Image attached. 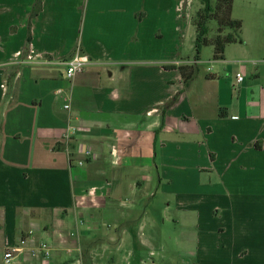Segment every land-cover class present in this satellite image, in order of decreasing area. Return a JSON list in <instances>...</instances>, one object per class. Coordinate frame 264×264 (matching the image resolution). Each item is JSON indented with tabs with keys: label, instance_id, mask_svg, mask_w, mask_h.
Wrapping results in <instances>:
<instances>
[{
	"label": "crops",
	"instance_id": "crops-1",
	"mask_svg": "<svg viewBox=\"0 0 264 264\" xmlns=\"http://www.w3.org/2000/svg\"><path fill=\"white\" fill-rule=\"evenodd\" d=\"M36 3L0 0V264L28 237L52 257L28 250L14 264H77V247L84 264H159L145 221L159 194L183 205L184 171L208 175L197 187L225 207L264 202V48L258 60L235 49L185 82L178 68L198 61L170 16L177 0H41L32 17ZM27 46L35 60L79 48L93 64L68 80L64 65H20Z\"/></svg>",
	"mask_w": 264,
	"mask_h": 264
},
{
	"label": "rangeland",
	"instance_id": "rangeland-1",
	"mask_svg": "<svg viewBox=\"0 0 264 264\" xmlns=\"http://www.w3.org/2000/svg\"><path fill=\"white\" fill-rule=\"evenodd\" d=\"M177 1L178 7L173 6L174 12L170 16L181 24L184 55L196 59L193 21L202 5L199 0ZM232 17L243 23V43L227 46L224 58L227 55L240 57L235 49H245L248 57H253L251 60H258L264 48V0H234ZM210 28L209 37L213 38L217 23L211 22ZM199 59L196 70L203 77L219 62L214 60L212 46L204 47ZM237 61L242 63L245 59ZM200 175L192 170L178 175L176 185L181 187L178 192L183 194L181 207L171 200L170 191L159 194L157 205L149 213L153 222L145 221L144 233L150 241L143 246L145 252L148 255L153 252L152 258L159 264H259L261 255L256 250H262L264 259V202L254 205L236 201V207L234 204L225 207L223 199L208 198L207 195L215 191L197 187L200 182L209 183L208 175ZM171 179L168 176L167 180ZM193 187L194 191H191ZM193 192L199 196L192 201ZM198 246L201 248L197 258ZM242 251H247L248 255L242 256ZM148 259L151 262L152 259Z\"/></svg>",
	"mask_w": 264,
	"mask_h": 264
},
{
	"label": "trees",
	"instance_id": "trees-1",
	"mask_svg": "<svg viewBox=\"0 0 264 264\" xmlns=\"http://www.w3.org/2000/svg\"><path fill=\"white\" fill-rule=\"evenodd\" d=\"M202 7L197 12L194 18V26L196 37L194 47L197 52L196 60L199 61V55L204 47L212 46L214 48V60H224V53L227 46L231 44H242L243 23L232 17L234 0H199ZM42 11L41 0H37L32 17L37 16ZM217 23L216 32L213 38H210V23ZM29 46L25 48L27 53ZM168 69H177L170 66ZM185 82L192 80L197 75L195 68L180 67ZM179 97L176 96L171 100L165 109H168L176 104Z\"/></svg>",
	"mask_w": 264,
	"mask_h": 264
},
{
	"label": "built area",
	"instance_id": "built-area-1",
	"mask_svg": "<svg viewBox=\"0 0 264 264\" xmlns=\"http://www.w3.org/2000/svg\"><path fill=\"white\" fill-rule=\"evenodd\" d=\"M17 60L19 61L20 65H31V64H40L45 66L50 65H64L66 68V77L68 80H73L79 73H82L85 71L87 67L92 65L93 61L87 55L86 53L82 52L79 48L75 52V54L70 57L67 60H47V59H41V60H35L33 56V50H31V47L28 49L27 53H19L17 55ZM237 84L240 85L244 82L245 77L243 74L239 73L236 77ZM64 91L62 89H59L55 92L56 96H63ZM66 109H70V105L65 106ZM64 138L69 141L70 140V134H65ZM114 154L117 156L116 151H114ZM85 155L87 158L92 157V152L89 149H86ZM79 166H83L85 164V161H79ZM33 233H29V236H31ZM79 233H72V237H77ZM27 244H30V246L27 247ZM30 251L33 256H40L43 258L44 263L48 262V260L52 257L53 248L47 244V243H39L36 244L34 239H31L28 237L27 239H23L19 244L7 249V251L4 254V263L5 264H14L17 259L24 258V255L27 251ZM77 253V255H76ZM68 257H76V263L77 264H84V252L80 247H77L76 249H68L67 250Z\"/></svg>",
	"mask_w": 264,
	"mask_h": 264
}]
</instances>
